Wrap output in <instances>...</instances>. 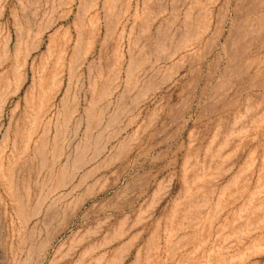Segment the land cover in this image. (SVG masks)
I'll list each match as a JSON object with an SVG mask.
<instances>
[{"label":"rangeland","instance_id":"1","mask_svg":"<svg viewBox=\"0 0 264 264\" xmlns=\"http://www.w3.org/2000/svg\"><path fill=\"white\" fill-rule=\"evenodd\" d=\"M0 264H264V0H0Z\"/></svg>","mask_w":264,"mask_h":264}]
</instances>
